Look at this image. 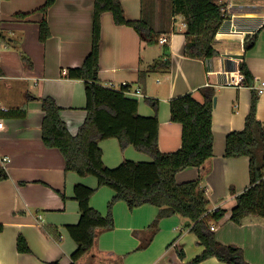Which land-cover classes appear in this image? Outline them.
I'll use <instances>...</instances> for the list:
<instances>
[{
    "label": "crops",
    "instance_id": "0c3cea01",
    "mask_svg": "<svg viewBox=\"0 0 264 264\" xmlns=\"http://www.w3.org/2000/svg\"><path fill=\"white\" fill-rule=\"evenodd\" d=\"M93 1L55 0L45 15L50 38L40 42L39 24L44 17L37 9L45 0H0V108L8 110L0 109V167L8 175L0 182V264H71L77 246L66 227L76 225L80 217L74 186L94 190L89 206L102 216L107 215L108 204L115 197L111 188L98 187L94 176L65 171L60 152L45 147L41 140L44 114L40 100L44 97L54 99L72 136L85 119L83 81L65 78V74L69 68H79L90 52ZM120 2L127 20L143 16V0ZM221 2L226 26L215 37L213 46L219 57L212 60L211 71H206L203 60L183 55L182 17H172L168 23V12H163L161 19L155 17L152 22L155 29L165 32L146 38L132 27L116 25L112 14L106 12L100 17L98 78L104 86L127 84L132 92L138 91L127 97L137 101L140 116L157 118V142L163 153L176 151L181 143V125L170 120L169 101L191 93L203 102L199 89H215L213 155L204 164L202 178L197 168L189 167L178 172L175 180L179 184L199 180L209 200L208 209L219 206L226 211L224 221L214 230L216 239L241 248L249 264H264V221L257 216L242 225L228 220L235 196L249 186V160L225 158V138L244 128L250 90L243 85H224L223 75L241 60L244 34L263 24L264 0ZM21 13L28 15L17 18ZM158 35L167 36V44L149 43ZM167 61V69L154 66ZM244 62L256 80V89H264V28L254 47L244 54ZM146 99L158 101L156 112ZM256 118L264 122V90L259 95ZM98 147L109 169L125 160L151 161L133 146L122 150L116 138L101 140ZM157 213L149 204L129 209L124 201H116L111 209L113 228L97 229L92 248L74 264H186L202 252L186 221L177 215L161 219L157 231L150 230ZM44 227L57 228L60 240L45 235ZM19 236L31 253L17 251ZM199 264L225 263L209 258Z\"/></svg>",
    "mask_w": 264,
    "mask_h": 264
},
{
    "label": "trees",
    "instance_id": "16d2710c",
    "mask_svg": "<svg viewBox=\"0 0 264 264\" xmlns=\"http://www.w3.org/2000/svg\"><path fill=\"white\" fill-rule=\"evenodd\" d=\"M165 1L169 5L166 21L169 23L172 17L180 16L185 24L183 55L189 59L203 60L206 71H211L212 60L219 57V52L213 46L215 37L226 26V15L221 11L224 4L221 0H161L162 11ZM54 2L55 0H45L37 9L44 17L39 24L40 42L50 38L45 15ZM156 6V0H151L149 10H144L143 0V16L137 21H129L125 18L120 0L93 1L90 52L79 68H69L65 74V78L83 81L85 89L86 116L75 136L68 132L60 119V108L54 99L44 97L40 100L44 114L41 124L43 145L60 152L65 171L83 177L94 176L98 187H109L116 193L108 204L107 215L102 216L89 206L94 190L80 184L74 186V200L78 203L80 217L76 225L66 227L77 246L71 255V264L92 248L97 229L113 228L111 209L116 201H124L129 209L145 204L155 206L158 213L150 225L153 232L157 231L163 218L177 215L184 219L190 232L197 238V244L203 248L198 256L186 264H199L209 258H216L225 264H249L245 261L241 248L224 245L216 239L214 230L210 228L211 223L216 227L221 225L226 211L219 209L211 212L208 209L209 200L205 190L200 188L199 180L181 184L175 180L178 172L189 167L197 168L202 178L204 164L213 155L211 125L215 89L209 86L199 89L203 102H199L191 93L169 101L170 120L181 125V143L176 151L163 153L157 142V118L143 117L137 113V101L123 93L127 87L116 90L99 82L101 15L109 12L116 25L132 27L138 34L151 38L165 32L154 28L152 20L159 16L156 14ZM27 15L21 13L16 17L23 19ZM263 28L264 21L258 30L244 34V54L254 47ZM244 54L240 57L237 69L243 76L242 85L250 90L249 111L244 128L226 135L224 152L225 158L247 157L249 160V186L235 196V205L228 218L237 225H242L253 216L264 221V122L256 118L259 93L256 80L244 62ZM23 61L26 64L27 59L23 58ZM156 65L167 69L169 61L155 63L154 66ZM146 101L156 112L158 101ZM21 113L24 115L25 111ZM109 138H116L122 150L133 146L149 156L151 161L125 160L114 169L107 168L101 159L98 143ZM7 178L6 170L0 167V182ZM230 191L232 195L235 194L234 190ZM43 232L55 241L60 240V232L55 227H44ZM16 247L19 253H31L21 236L17 238ZM178 255L183 258L181 251Z\"/></svg>",
    "mask_w": 264,
    "mask_h": 264
},
{
    "label": "built area",
    "instance_id": "2783aa9c",
    "mask_svg": "<svg viewBox=\"0 0 264 264\" xmlns=\"http://www.w3.org/2000/svg\"><path fill=\"white\" fill-rule=\"evenodd\" d=\"M221 11L226 13L224 8H221ZM183 27H185L184 23H183ZM167 42H168V37L165 36V35H162V36H159L157 38L151 39V41L149 43L150 44L165 45V44H167ZM223 75H224V85H227V86H240V85H242L243 76L241 75V73L239 72L237 67L233 71H224ZM107 87H110V88L116 89V90H118L121 87H127V89L123 90V93L126 96H128V95L131 96V95H134V94L138 93V91L132 92L130 87H128L127 84H122L119 87H115L112 84H110ZM263 90H264L263 88H258L257 89L259 95L263 92ZM0 109H2V111H5V112L7 111V109H5V108H0ZM1 127H2V122H0V129H1ZM219 209H221V208L219 206H216L213 209H211V212L218 211ZM210 228L212 230H215L216 229V225L211 223Z\"/></svg>",
    "mask_w": 264,
    "mask_h": 264
},
{
    "label": "rangeland",
    "instance_id": "374dc122",
    "mask_svg": "<svg viewBox=\"0 0 264 264\" xmlns=\"http://www.w3.org/2000/svg\"><path fill=\"white\" fill-rule=\"evenodd\" d=\"M150 1L151 0H144V10L147 9V11L149 10V7H150ZM161 0H156V14L159 15L158 18L161 19V15L162 13L164 12V14H167V12L169 11V5L168 3L165 1L164 3V7H163V11L162 9L160 8L161 6ZM180 18V17H179ZM183 20V19H182ZM182 25H183V22H182ZM183 28V27H182Z\"/></svg>",
    "mask_w": 264,
    "mask_h": 264
}]
</instances>
